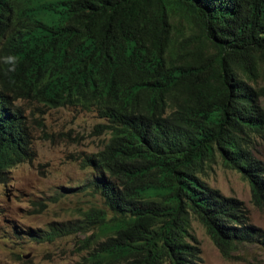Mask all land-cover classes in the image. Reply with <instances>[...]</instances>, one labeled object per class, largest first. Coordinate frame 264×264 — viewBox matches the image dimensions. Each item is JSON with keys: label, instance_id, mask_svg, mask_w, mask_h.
<instances>
[{"label": "trees", "instance_id": "obj_1", "mask_svg": "<svg viewBox=\"0 0 264 264\" xmlns=\"http://www.w3.org/2000/svg\"><path fill=\"white\" fill-rule=\"evenodd\" d=\"M12 15L44 23L29 25L39 28V63L12 74L0 65L12 85L0 86V184L32 155L22 119L4 111L15 98L92 113L107 139L81 166L115 179L74 188L96 193L103 210L32 240L88 231L77 247L84 264H199L194 220L222 259L264 246L242 202L203 179L218 161L264 212L254 155L264 141V0H0V32Z\"/></svg>", "mask_w": 264, "mask_h": 264}, {"label": "rangeland", "instance_id": "obj_2", "mask_svg": "<svg viewBox=\"0 0 264 264\" xmlns=\"http://www.w3.org/2000/svg\"><path fill=\"white\" fill-rule=\"evenodd\" d=\"M258 103L264 111V98H259ZM19 105L26 117L34 156L30 163L8 170L6 182L0 184V264H84L86 254L77 247L88 231L59 236L51 242H36L30 233L82 219L90 207L102 208L97 195L89 192L73 191L64 198L57 197L63 189L82 186L89 176L80 160L101 149L104 136L96 135L93 128L102 122L78 109L46 110L29 103ZM254 155L264 162V141ZM203 179L224 197L242 202L249 223L264 236V212L252 205L249 186L238 173L217 161ZM12 225L17 233L12 231ZM190 227L199 244V264H264L262 244L241 245L232 259L225 260L197 222L191 220Z\"/></svg>", "mask_w": 264, "mask_h": 264}, {"label": "clouds", "instance_id": "obj_3", "mask_svg": "<svg viewBox=\"0 0 264 264\" xmlns=\"http://www.w3.org/2000/svg\"><path fill=\"white\" fill-rule=\"evenodd\" d=\"M42 21L43 20H41L39 18V16H37V15H34L32 20H24V19H21L19 17H15L12 15V17L9 20L5 21V23L2 27V30L0 32V65L9 74H12L18 66H22V69L26 70V69H29L33 65L40 62V56L38 54V49H39V45H40L41 36L38 35V33L36 32V30L39 28L36 29L34 27H30L29 25H31V24L42 25V23H44ZM0 86H12V85L9 81H5V82H0ZM19 103L34 104V105H36L40 108H44L46 110H56L59 108H62V109L63 108H73V109L82 110L80 107L74 108V107H68L67 105H65L64 107L48 108V107H44V106L39 105V104L34 103V102L23 101L20 98H15V99L6 101L4 104L5 113L9 114L10 116H12V115L16 116L18 120L20 118L22 119L25 130H27L29 141H30L29 147H30V150L32 152V155H31L29 160H26V161L19 163V164L30 163L31 159L34 156L32 144H31V137H30L28 125L26 122V117H25L24 111L20 107ZM82 111H84V110H82ZM22 116L24 119L22 118ZM101 135L104 136V139H103L104 140L103 143H104L107 139V135L106 134H101ZM101 148H102V146H101ZM90 155H92V154H89L86 157H88ZM84 157L85 156H83V158L81 160H84ZM19 164H16L15 166H17ZM15 166H13V167H15ZM13 167H11V168H13ZM86 169L89 171V176L86 178V180L92 176V177L105 178V179L109 180L110 182L115 183V179L113 177L109 176L107 172H103L99 169H93L91 167L90 168L87 167ZM86 180L84 182H86ZM68 188L69 189H67L68 191L66 194L72 193L73 191H76L78 193L89 192L92 195H97L96 193H93L89 189L74 190L75 187L74 188L68 187ZM64 193L65 192H63L62 194H64ZM66 194H65V196H61L60 198L66 197ZM97 197L100 201V198L98 195H97ZM100 203H101V201H100ZM99 209L103 210L104 208L102 207ZM11 228H12V231H15V233L18 232L14 225H12Z\"/></svg>", "mask_w": 264, "mask_h": 264}]
</instances>
